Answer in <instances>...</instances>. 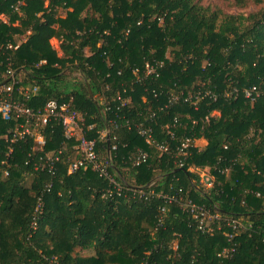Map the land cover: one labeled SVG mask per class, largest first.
Here are the masks:
<instances>
[{
    "label": "trees",
    "instance_id": "1",
    "mask_svg": "<svg viewBox=\"0 0 264 264\" xmlns=\"http://www.w3.org/2000/svg\"><path fill=\"white\" fill-rule=\"evenodd\" d=\"M18 1L0 0V15L8 20L0 17V43L17 46L0 48V90L14 83L12 99L33 108L50 98L71 99L86 124H94L88 137L104 121L148 122L147 112L165 98L156 102L149 94L159 84L176 83L195 107L180 102L168 114L158 113L151 122L157 139L165 137L163 124L173 114L209 117L194 131L206 144L191 148L181 166L125 126L108 142L98 139L100 156L117 144L108 169L125 181L119 195L103 197L107 178L89 166L68 172L75 153L72 142L61 146L60 126L42 129L44 151L63 148L50 173L33 164L39 145L31 138L6 154L14 121L0 115V264H264V0H255L248 12L204 0H24L14 9ZM51 37L60 40L61 55L50 47ZM146 60L162 63L159 76L131 86L132 69H142ZM65 68L79 71L84 85L58 87ZM9 69L16 72L13 79ZM86 82L102 104L93 101ZM252 85L259 94L249 99L244 91ZM123 89L131 102L117 108ZM136 148L148 156L135 165L129 158ZM224 166L225 174L216 169ZM196 167L211 172L209 188L190 170ZM188 198L218 214L210 222L212 235L196 228ZM230 220L239 227L232 230Z\"/></svg>",
    "mask_w": 264,
    "mask_h": 264
},
{
    "label": "built area",
    "instance_id": "2",
    "mask_svg": "<svg viewBox=\"0 0 264 264\" xmlns=\"http://www.w3.org/2000/svg\"><path fill=\"white\" fill-rule=\"evenodd\" d=\"M24 0H19L14 6L17 9L18 6L23 4ZM4 21V20H3ZM17 46L11 42H7L5 45L0 43V48H16ZM162 63H153L146 60L143 63L142 69L133 68V79L130 85L153 83L159 76V67ZM15 71L13 69L8 70L9 77L14 78ZM13 85H7L3 90H0V115L5 119H11L14 121L13 128L10 129L9 135H7L8 146L6 154L9 156L14 150V144L23 138H31L33 142L39 145L37 160L33 164H37L36 168H45L50 173L54 172V164L59 159L58 154L63 149L62 147L57 150V153L53 154L42 149L45 138L42 133V129L48 125L56 124L60 126L62 133L61 146L66 143L72 142V149L75 156L70 159L68 172H72L79 167H90L91 170L96 171L100 176L107 178L109 186L105 188L102 193L103 197H113V194L119 195L122 191V185L125 184L123 178L112 171L109 172L108 168H112V154L111 152L117 149V144L109 145L107 147L106 156H100L96 149V142L98 139L106 140L110 139V133L121 126H125L127 129L134 130L138 135L142 136L144 141L153 146L160 153L169 154L173 158V162L181 166L184 164L186 157L189 154L191 148L196 147L200 149L202 144L200 139L194 134L196 128L201 125V122L205 119L208 120V115L203 118L190 117L189 115L173 114L172 117L163 124L165 137L157 139L151 122H154L158 113L168 114L169 110L179 104L185 102L192 104L195 107V99L190 94H183L182 91L177 89L176 83H173L171 87L166 88L162 84L158 86H151L149 94L157 102L160 96L165 98L162 102L157 103L156 107L147 112L148 122L143 120H135L134 118L125 117L122 123H118L115 120H111V125L107 123L102 130H96V136L88 137L87 132L94 130V124H86L85 116L72 106L71 99H47L42 106L33 108L26 104L24 101L14 100L11 98V89ZM145 89V88H144ZM133 88H130L132 91ZM147 90V89H145ZM148 91V90H147ZM26 96L28 92L25 91ZM205 95H209L210 92L206 91ZM258 89L252 85L244 91L245 97L253 99L258 95ZM145 99V97H142ZM117 108L126 107L131 102L130 95L126 94V89L116 95ZM102 104V102H101ZM104 104V103H103ZM105 107L110 109L111 106L105 102ZM148 111V109H147ZM214 111L212 114H215ZM184 118V119H183ZM186 129L187 133L177 134L176 129ZM204 139V138H203ZM174 142V145L172 144ZM226 148L227 146L224 145ZM147 153L141 148H136L132 153L131 164H140L147 159ZM219 172L227 173L229 171L228 166L217 167ZM51 183H46L44 186L45 191H49ZM256 195H259L257 192ZM42 192L37 196V202L34 210V216L31 221L32 228L36 227L37 217L42 210ZM166 197V196H165ZM176 198V197H175ZM174 198V199H175ZM167 199L173 200L172 196H167ZM185 207L188 212L192 214V218L196 222V228L205 233L213 234L214 228L210 225V222L218 218V214H211L203 204H198L191 199L185 201ZM164 211V207H162ZM160 220V218H159ZM227 225L233 230L239 227L238 220H230ZM226 235L231 238L232 232H227ZM227 249L223 250L226 254Z\"/></svg>",
    "mask_w": 264,
    "mask_h": 264
},
{
    "label": "rangeland",
    "instance_id": "3",
    "mask_svg": "<svg viewBox=\"0 0 264 264\" xmlns=\"http://www.w3.org/2000/svg\"><path fill=\"white\" fill-rule=\"evenodd\" d=\"M205 2H217L218 4H221L225 9H227V11L230 12H248L252 9L255 8V5L253 4L255 2V0H245V2L243 3V5L239 6L237 5V1H233V0H204ZM48 2V0L45 1ZM58 14L59 15H64V10H62V8H58ZM1 19L4 20L5 22H7V16H5L4 14L0 15ZM15 24V22H14ZM48 43L50 45V47L52 48V50H54L57 54L61 55V51H60V40H58L55 37H51L48 39ZM66 69V68H65ZM64 69V77L63 80L59 83V86L61 89L63 87H72V86H83L84 85V81H83V77L81 76L80 72L77 70H68ZM94 98L98 101L99 104H101L102 100L100 99L99 95L95 92L94 93ZM200 141H205L203 138L200 139ZM201 144H205L204 142H201ZM191 171H194L196 174H198L201 177V180L203 182V186L205 188H209L212 184V174L209 171H206L204 169L201 168H190ZM31 178L28 177L27 178V183L29 182Z\"/></svg>",
    "mask_w": 264,
    "mask_h": 264
},
{
    "label": "water",
    "instance_id": "4",
    "mask_svg": "<svg viewBox=\"0 0 264 264\" xmlns=\"http://www.w3.org/2000/svg\"><path fill=\"white\" fill-rule=\"evenodd\" d=\"M3 83V82H2ZM86 87H87V90H88V92H89V95L91 96V98L93 99V101L94 102H96V100H95V98H94V96H93V93H92V91H91V88H90V85H89V83L88 82H86ZM97 105V104H96ZM107 125V123H106V121H104V126H106Z\"/></svg>",
    "mask_w": 264,
    "mask_h": 264
},
{
    "label": "crops",
    "instance_id": "5",
    "mask_svg": "<svg viewBox=\"0 0 264 264\" xmlns=\"http://www.w3.org/2000/svg\"><path fill=\"white\" fill-rule=\"evenodd\" d=\"M205 140V139H204ZM200 142H204L205 144H206V140L205 141H200ZM204 144H202V146H203ZM193 169V168H192Z\"/></svg>",
    "mask_w": 264,
    "mask_h": 264
}]
</instances>
